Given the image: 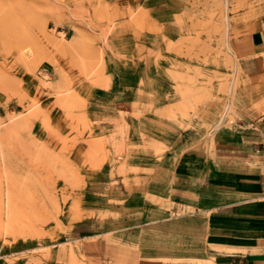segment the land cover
<instances>
[{
	"label": "rangeland",
	"instance_id": "rangeland-1",
	"mask_svg": "<svg viewBox=\"0 0 264 264\" xmlns=\"http://www.w3.org/2000/svg\"><path fill=\"white\" fill-rule=\"evenodd\" d=\"M262 16L264 0H0V264H160V230L184 254L202 228L169 169L208 115L264 110L228 49ZM26 32L32 66L9 54ZM127 196L168 215H128L144 205Z\"/></svg>",
	"mask_w": 264,
	"mask_h": 264
},
{
	"label": "crops",
	"instance_id": "crops-1",
	"mask_svg": "<svg viewBox=\"0 0 264 264\" xmlns=\"http://www.w3.org/2000/svg\"><path fill=\"white\" fill-rule=\"evenodd\" d=\"M251 28L232 37L228 49L241 76L264 91V16ZM206 122L211 125L206 143L200 138L194 152L179 155L169 169L170 198L182 208L176 214L194 217L202 233L195 227L188 235L193 243L179 255L168 253V234L160 230L155 233L158 248H150L158 254L147 259L162 260L160 264H264V110L254 117L251 112L240 115L234 123L216 115H208ZM126 202L144 205L143 211L129 210L128 215H158V221L168 215L166 209H151L137 197L127 196ZM120 211L116 218L112 215L114 223L131 218ZM126 224L127 229L135 227ZM83 228L80 221L72 232L87 235L88 228Z\"/></svg>",
	"mask_w": 264,
	"mask_h": 264
},
{
	"label": "bare ground",
	"instance_id": "bare-ground-1",
	"mask_svg": "<svg viewBox=\"0 0 264 264\" xmlns=\"http://www.w3.org/2000/svg\"><path fill=\"white\" fill-rule=\"evenodd\" d=\"M22 37L23 38L20 37L21 39L18 41L19 43L17 42L18 44L10 48L9 54L13 56L16 61L24 65L32 66L33 62L34 61L36 62L39 59V54L41 52L39 48H42V47H40L39 45L37 46V43H36L37 40L35 39L36 35L34 36L33 33L26 32V34L23 35ZM75 37L76 36L74 35V38Z\"/></svg>",
	"mask_w": 264,
	"mask_h": 264
}]
</instances>
